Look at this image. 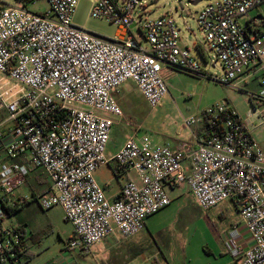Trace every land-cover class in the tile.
<instances>
[{"label": "built area", "instance_id": "obj_1", "mask_svg": "<svg viewBox=\"0 0 264 264\" xmlns=\"http://www.w3.org/2000/svg\"><path fill=\"white\" fill-rule=\"evenodd\" d=\"M77 1L19 0V7L0 10V82L8 78L20 86L12 101L0 86V151L10 160L0 167V264L22 252L20 230L1 224L4 207L31 201L14 193L34 168L50 181L37 198L40 207H60L73 226L70 252L112 235L137 236L148 218L171 205L168 190L187 187L203 211L231 201L242 223L227 232V253L237 264H264V152L228 104L184 121L188 128L209 124L194 147L128 137L113 159L123 175L134 177L128 176L116 199L107 198L96 178L110 162L111 132L123 117L116 94L129 81L151 108L168 95L164 69L234 87L255 79L264 96V31L248 19L264 0H216L197 14L221 77L203 71L181 45L171 16L146 20L136 15L140 0H97L91 16L118 27L116 37L106 39L72 24ZM40 2L46 11L30 9Z\"/></svg>", "mask_w": 264, "mask_h": 264}, {"label": "rangeland", "instance_id": "obj_2", "mask_svg": "<svg viewBox=\"0 0 264 264\" xmlns=\"http://www.w3.org/2000/svg\"><path fill=\"white\" fill-rule=\"evenodd\" d=\"M191 1L194 0H140L143 9L137 11L136 15L144 16L143 19L146 20L164 15L171 16L181 30V45L189 48L203 71L221 77L222 68L208 52L203 34L196 22L197 14L216 0H201L197 5H192ZM96 2L97 0H78L71 22L100 37L114 39L118 34V27L91 16L92 7ZM0 4L6 7L20 6L19 0H0ZM47 8L43 2L30 7L35 12H44ZM248 19L254 20L261 31H264V4L251 10ZM246 22L247 19L240 21L242 25ZM131 31L135 34L136 27L132 26ZM144 46L147 47L145 43ZM197 46L203 48L204 54L198 51ZM162 76L168 95L156 108L148 106L130 81L116 95L123 111L120 124L115 127V131L120 132L119 138H123L124 135L136 136L140 140L157 144L190 140L195 136L196 125L186 127L184 123L186 119L199 117L212 105L228 104L248 125L252 137L264 149V96L257 80H248L247 84L242 83L234 87L183 71L164 69ZM2 85L4 87L2 92L8 91L5 98L11 97L10 101L15 100L17 97L14 94L20 86L14 88L15 83L8 78L0 82V86ZM104 176L111 179L112 173L106 172ZM117 185L116 181L113 182V187ZM21 191L27 192L24 187ZM168 195L171 198V205L146 220L147 229L143 233V244L152 246L149 250L154 249L157 259L161 258L160 252L168 257L174 256V264L182 262L185 257L186 264L201 263L208 258V250L216 254L221 236L228 224L240 217L233 203L226 201L203 211L187 193L180 194L173 190L168 191ZM61 211L60 208H54L34 219L42 230V233L40 232L42 247L36 249L39 251L33 250L35 263H43L57 257H75L77 264H98L92 255L83 259L75 256V251L67 250L65 243L71 238L74 230L71 223L65 222L64 213ZM20 218V213L6 215L2 227L17 228ZM136 258H138L136 263L147 262V254H138Z\"/></svg>", "mask_w": 264, "mask_h": 264}, {"label": "crops", "instance_id": "obj_3", "mask_svg": "<svg viewBox=\"0 0 264 264\" xmlns=\"http://www.w3.org/2000/svg\"><path fill=\"white\" fill-rule=\"evenodd\" d=\"M0 7H2L1 4ZM243 84H247V82ZM134 86L136 87L135 84ZM124 87H126V84L123 85L121 89H123ZM121 89L119 90V92L121 91ZM119 92L117 94H119ZM120 120L121 118L116 119L117 122L115 123L112 129L110 142L106 150V155L110 160V162L106 167L100 168L96 172V178L99 184L104 188L107 198L110 200H114L119 196L121 187L127 181L128 176L131 178L134 177L133 173L128 176L123 175L113 159L114 155L122 147L126 139L130 137L126 135H124L123 138L118 137V134H120V132L115 131V127L119 126ZM204 133H205L204 125L202 123H199L196 125L195 136L194 138H191L192 140L191 139L178 140L166 144H169L173 148H178L182 146L183 143H189L194 147L195 140H202L205 138ZM261 149L264 152V149L262 147ZM8 162H10V160L6 157L3 151H0V167ZM184 166H188L187 160L185 161ZM106 172L112 173L111 179H107L104 176ZM115 181L117 182L118 185L113 187V182ZM49 183L50 181L47 175L45 174V172L40 168H34L27 175L25 182L15 191L14 193L15 199L22 196H27L31 198V201H29L25 205L20 206L17 210H15L10 214V215L12 214L16 215L18 213L21 214V218L18 221L17 228L20 230V232L23 233L22 235L20 234L22 252L18 253L13 261L7 258L6 261L1 264H77L75 257H68V258L57 257L55 259H51L43 263L41 262L35 263L34 261L33 257L35 256V253H33V250L42 247V242L40 237L42 230L40 226L35 223L34 219H37L39 214L42 213L44 214L45 212L51 211L54 208H60V207H54L49 210H44L40 207L37 201V198L46 191V189L49 186ZM23 187L26 188L27 192L21 191ZM173 190L179 192L180 194L187 193L188 195L192 196L189 193L187 187L170 189L168 191H173ZM220 214L222 215L223 213L221 212ZM65 222H67L66 219ZM146 223L147 222H145L144 230L135 237H132L130 239H122L118 235H112L106 238L105 240H103L101 243L95 245L94 247H91L90 249H82L75 251L76 252L75 256L81 257L83 259H87L89 256L92 255L93 258L97 260L98 264H143L142 262L136 263V261L138 260V258L136 257L138 254H147V262L145 264H174L175 263L174 256L168 257L162 252H160L161 258L157 259L156 252L154 251V249L152 248V250H149L151 249L152 246L143 244L144 242L143 233L147 229ZM241 223L242 221L240 217L235 222H230L228 224V227L221 236L220 245L217 248L216 254H214L213 251L208 250V254H207L208 258L204 259L201 263H197V264H237L235 260L227 253L224 242L227 232L234 226L239 225ZM28 231L30 232L29 234ZM70 239H68V241ZM67 242L65 244H67ZM185 258L182 262H179L178 264H186L187 260Z\"/></svg>", "mask_w": 264, "mask_h": 264}, {"label": "trees", "instance_id": "obj_4", "mask_svg": "<svg viewBox=\"0 0 264 264\" xmlns=\"http://www.w3.org/2000/svg\"><path fill=\"white\" fill-rule=\"evenodd\" d=\"M1 9H2V7H0V10H1ZM197 49H198L199 52L202 53V48H201V46H197ZM208 128H209V124H208V123H205V124H204V132L206 133V134L204 133L205 136L207 135ZM18 208H19V207H14V208L4 207V209H5L6 213H7V215H10L12 212H14L15 210H17ZM16 231H19V229H17Z\"/></svg>", "mask_w": 264, "mask_h": 264}, {"label": "water", "instance_id": "obj_5", "mask_svg": "<svg viewBox=\"0 0 264 264\" xmlns=\"http://www.w3.org/2000/svg\"><path fill=\"white\" fill-rule=\"evenodd\" d=\"M199 2H200V0H194V1H191V4L192 5H197Z\"/></svg>", "mask_w": 264, "mask_h": 264}]
</instances>
